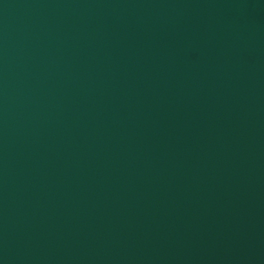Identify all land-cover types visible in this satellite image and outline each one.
<instances>
[{
    "label": "water",
    "instance_id": "95a60500",
    "mask_svg": "<svg viewBox=\"0 0 264 264\" xmlns=\"http://www.w3.org/2000/svg\"><path fill=\"white\" fill-rule=\"evenodd\" d=\"M0 264H264V0H0Z\"/></svg>",
    "mask_w": 264,
    "mask_h": 264
}]
</instances>
